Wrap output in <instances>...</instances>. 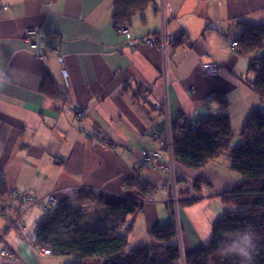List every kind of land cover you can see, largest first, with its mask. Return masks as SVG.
Returning <instances> with one entry per match:
<instances>
[{"label":"crops","instance_id":"1","mask_svg":"<svg viewBox=\"0 0 264 264\" xmlns=\"http://www.w3.org/2000/svg\"><path fill=\"white\" fill-rule=\"evenodd\" d=\"M113 1L0 0L2 185L6 194L14 188L31 190L37 197L53 193L58 202L84 188L115 201L142 204L144 196L126 185L138 178L149 182L158 190L154 203L127 214L86 202L94 212L83 214L81 225L120 231L128 234L129 247L147 246L162 254L164 245L152 232L173 220L172 210L162 203L171 191L165 174L142 167L140 153L153 150L152 136L163 129L165 106L173 121L229 114L228 97L245 87L241 80L249 62L231 46L245 25H264V0H165L166 34L170 41L182 36L180 43L168 44L165 56L158 46L142 42L160 31V0L133 18L131 41L114 28ZM34 28L55 34L54 48L60 50L64 66L51 53L40 61L24 50L23 35ZM201 64L216 65L217 75L204 76ZM46 74L66 103L42 94ZM213 94L223 98L226 108L210 100ZM254 101V111L260 110ZM76 110H83L82 118ZM204 170L178 167L181 202L188 198L197 172L205 175ZM209 171L212 177L226 178L212 167ZM204 200L181 206L184 255L210 241L213 213L206 212ZM8 244L14 257L0 264H65L51 256L37 260L22 242Z\"/></svg>","mask_w":264,"mask_h":264},{"label":"trees","instance_id":"2","mask_svg":"<svg viewBox=\"0 0 264 264\" xmlns=\"http://www.w3.org/2000/svg\"><path fill=\"white\" fill-rule=\"evenodd\" d=\"M152 6L153 0H114V28L131 26L133 18L141 17ZM181 38L169 44L180 43ZM57 41L55 36L50 45ZM236 43L237 53L249 61L247 75L252 79L245 84L264 104V25H245ZM40 91L48 98L66 103L48 74ZM212 99L226 105L219 94H213ZM171 126L177 166L210 170L211 164L221 161L238 175L236 180L229 178L240 185L236 193L219 196L223 214L212 226L210 241L185 254L184 264H264V112L256 110L247 117L239 135L241 142L234 148L230 144L233 133L227 114H211L193 122L180 118L172 120ZM161 133L162 130L156 134ZM130 187L144 197L154 195L157 190L139 178L126 185ZM194 191L200 193L197 184ZM5 195L1 184L0 196ZM107 197L92 189L74 190L55 209L45 212L35 229V244L51 250V256L74 257L69 264H183L173 222L159 225L152 232V237L164 245L162 254L152 253L147 246L129 247L128 234L117 235L115 230L106 228H83L81 209L86 202L102 205L108 212L134 214L142 209L140 203Z\"/></svg>","mask_w":264,"mask_h":264},{"label":"built area","instance_id":"3","mask_svg":"<svg viewBox=\"0 0 264 264\" xmlns=\"http://www.w3.org/2000/svg\"><path fill=\"white\" fill-rule=\"evenodd\" d=\"M168 10L165 0H160L158 6V15L160 18V31L157 36H150L143 39L144 44L150 46H158L161 53L165 56L167 47L170 41L166 34V12ZM117 34L123 36L127 41H131L130 32L128 27H119L116 30ZM55 38V34L52 32H46L39 29H28L25 31L22 38V45L26 52L33 55L37 60L44 61L47 59L48 54H53L58 62L64 66L63 56L60 50L54 44L50 45L52 39ZM132 43V42H131ZM49 44V45H48ZM233 49L237 47V43H233L231 46ZM200 71L204 76H216L217 67L214 64H201ZM62 74L66 75V71L63 69ZM77 117L82 118L83 110H76ZM164 124L161 134H154L153 150L141 151V164L142 167L147 170H160L167 177V187L170 188L171 195L162 203L165 204L173 211H177L179 202H181L176 192V178L177 165L174 161V147L172 141V119L169 114L168 106L163 109ZM192 122V121H190ZM235 144L233 145V148ZM113 149V148H112ZM202 175L200 193L195 194L193 192L194 184L189 185L190 196L188 200L210 199L213 197L232 195L239 189V184L236 182H228L223 179L212 177L209 173L206 175L209 177V183L205 184V180L208 178ZM5 181L4 175L0 173V185ZM214 183H220V186H216ZM216 187V188H215ZM233 188L230 190V188ZM162 188H164L162 186ZM158 191V190H157ZM154 195H147L143 197L141 203L151 204L154 203ZM58 200L53 193H50L44 197H36V194L31 191H20L16 188L12 189L5 196H0V219L3 221V227L0 228V262L10 260L14 257L13 252L8 244L7 238L9 235H13L17 242H22L28 245L34 252L35 258L40 260L44 257L51 256V250L40 247L35 244V229L31 235H25L26 225L25 220L30 210L38 208L43 212H49L56 208ZM93 205L88 203L81 209L83 214L92 211ZM177 234V241L181 258L184 264V252L182 250L180 225L177 220H172ZM37 227V225H36ZM99 261H103L99 259Z\"/></svg>","mask_w":264,"mask_h":264},{"label":"rangeland","instance_id":"4","mask_svg":"<svg viewBox=\"0 0 264 264\" xmlns=\"http://www.w3.org/2000/svg\"><path fill=\"white\" fill-rule=\"evenodd\" d=\"M251 79H252V77L250 75L246 76V74H245L243 76L241 82H243V84H245L246 80H251ZM244 86L246 88L245 87L241 88L238 91H235V92L231 93L229 95V97H228L229 98V104H230L228 106L229 107L228 111H229V114H230V123H231L232 133H233V138H232L231 143H230L232 146L234 144H238V143L241 142V138L239 136L240 135V131H241V129H242L247 117L250 115L251 112H253L255 110V108L252 107V103L254 102V104H255L254 100H256V102H259L258 108L262 112H264V104L260 101L259 97L249 88V86H247L246 84ZM178 167L179 166H177V170H178ZM211 167L213 169H216L217 171H219V173H217V174L225 175L226 177L228 176L227 178L229 180H231V181H234V180H236L238 178V175H236V174L232 173L230 170H228L226 168V164L222 163L221 161H218V163H216V164H211ZM201 172L205 173L204 176H206V175H208V172H210V171L209 170H204V171H201ZM199 173L200 172H197V174H196V176H197L196 182H193V184H194V186L197 184L199 186V190H201L200 189V186H201V182L200 181L201 180H199V179H201L202 175H199ZM225 176H224V178H225ZM229 177H232L234 180L229 178ZM207 178H208V180H210L209 177H207ZM227 178H225V179L228 181ZM214 184H216V186H220L221 185L220 183H214ZM194 186H193V192L195 194H199V193H196L194 191ZM180 191H181V193H184L183 192V188H180ZM189 196H190V193H189ZM189 196H188V198H189ZM188 198L185 201L179 202L177 211H173L172 210L173 219L177 220L179 225H181V222H180L181 221L180 220V218H181V216H180L181 206L184 203L187 204L188 202L193 203L195 201H198V200H188ZM200 202H203V201H200ZM204 202L207 203L206 212L207 213H209V212L213 213V218L212 219H213V222L215 223L216 221H218L222 217V214H223V207H222L220 198L219 197H213V198L207 199L206 201L204 200ZM95 208H96V206H95ZM93 212H94V209L92 208V211L87 212V213H93ZM44 216H45V212L41 211L38 208H33L32 210H30L28 215H27V218L25 220V225H26L25 235H31L33 230L36 228V225L42 219H44ZM2 227H3V221L0 219V228H2ZM95 228H99V226H95ZM180 231H181V226H180ZM116 234L117 235H121V232L120 231H116ZM8 240H10V241L12 240V242H14L15 241V237L11 234V235L8 236L7 241ZM51 258L54 259V260L65 261L64 262L65 264H69V263H71L74 260V257H55V256L52 257L51 256ZM182 263H183V261H182Z\"/></svg>","mask_w":264,"mask_h":264},{"label":"bare ground","instance_id":"5","mask_svg":"<svg viewBox=\"0 0 264 264\" xmlns=\"http://www.w3.org/2000/svg\"><path fill=\"white\" fill-rule=\"evenodd\" d=\"M204 182H205V184H207V183H209V180L207 179V180H205ZM232 189H233V188L231 187L230 190H232Z\"/></svg>","mask_w":264,"mask_h":264},{"label":"water","instance_id":"6","mask_svg":"<svg viewBox=\"0 0 264 264\" xmlns=\"http://www.w3.org/2000/svg\"><path fill=\"white\" fill-rule=\"evenodd\" d=\"M225 180V179H224Z\"/></svg>","mask_w":264,"mask_h":264}]
</instances>
